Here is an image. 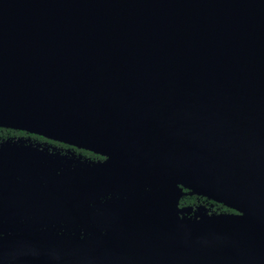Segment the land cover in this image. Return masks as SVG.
<instances>
[{
  "label": "water",
  "instance_id": "water-1",
  "mask_svg": "<svg viewBox=\"0 0 264 264\" xmlns=\"http://www.w3.org/2000/svg\"><path fill=\"white\" fill-rule=\"evenodd\" d=\"M0 126L124 149L146 182L88 202L152 189L118 234L0 237V264H264V0H0Z\"/></svg>",
  "mask_w": 264,
  "mask_h": 264
},
{
  "label": "flooded vegetation",
  "instance_id": "flooded-vegetation-1",
  "mask_svg": "<svg viewBox=\"0 0 264 264\" xmlns=\"http://www.w3.org/2000/svg\"><path fill=\"white\" fill-rule=\"evenodd\" d=\"M122 162L126 176L128 157L124 149L113 144L98 143L88 149L28 130L0 126V237L50 234L90 240L120 233L106 227L109 219L122 217L133 200L152 189H113L89 202L84 192L90 190L85 185L90 182H146L138 181L136 174L132 179L130 169L129 179H117L123 172H116L115 166L122 168ZM185 191L179 203L181 209L187 210L184 215L242 214Z\"/></svg>",
  "mask_w": 264,
  "mask_h": 264
}]
</instances>
